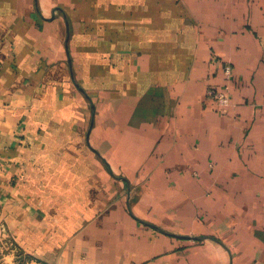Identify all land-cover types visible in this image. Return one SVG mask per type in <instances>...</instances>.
<instances>
[{
  "label": "crops",
  "instance_id": "0c3cea01",
  "mask_svg": "<svg viewBox=\"0 0 264 264\" xmlns=\"http://www.w3.org/2000/svg\"><path fill=\"white\" fill-rule=\"evenodd\" d=\"M0 264H264V0H0Z\"/></svg>",
  "mask_w": 264,
  "mask_h": 264
},
{
  "label": "built area",
  "instance_id": "2783aa9c",
  "mask_svg": "<svg viewBox=\"0 0 264 264\" xmlns=\"http://www.w3.org/2000/svg\"><path fill=\"white\" fill-rule=\"evenodd\" d=\"M231 67L226 66L225 67V73L227 77L230 79L231 77ZM208 96L216 104L217 106H226L230 103V95H229V85L227 84L225 89L218 90L216 88L210 87L208 88Z\"/></svg>",
  "mask_w": 264,
  "mask_h": 264
}]
</instances>
